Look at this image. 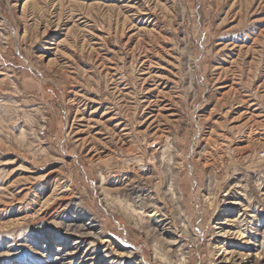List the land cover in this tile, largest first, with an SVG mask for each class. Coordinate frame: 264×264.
<instances>
[{"label": "rangeland", "instance_id": "374dc122", "mask_svg": "<svg viewBox=\"0 0 264 264\" xmlns=\"http://www.w3.org/2000/svg\"><path fill=\"white\" fill-rule=\"evenodd\" d=\"M0 264H264V0H0Z\"/></svg>", "mask_w": 264, "mask_h": 264}, {"label": "bare ground", "instance_id": "6f19581e", "mask_svg": "<svg viewBox=\"0 0 264 264\" xmlns=\"http://www.w3.org/2000/svg\"><path fill=\"white\" fill-rule=\"evenodd\" d=\"M170 191H171V194H172V196H174V192H173V188L172 187H170V189H169ZM140 202V201H139ZM141 202L143 203V204H145V199L144 198H142L141 199ZM140 208V207H139ZM135 209V208H134ZM141 209V208H140ZM130 210V209H129ZM132 212L134 213L135 212V210H132Z\"/></svg>", "mask_w": 264, "mask_h": 264}]
</instances>
